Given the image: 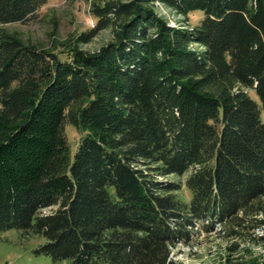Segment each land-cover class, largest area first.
I'll return each instance as SVG.
<instances>
[{
    "label": "trees",
    "instance_id": "16d2710c",
    "mask_svg": "<svg viewBox=\"0 0 264 264\" xmlns=\"http://www.w3.org/2000/svg\"><path fill=\"white\" fill-rule=\"evenodd\" d=\"M46 2L0 0V231L54 262L176 264L200 231L264 229V0H99L54 46L8 27ZM158 4L204 16L172 26Z\"/></svg>",
    "mask_w": 264,
    "mask_h": 264
},
{
    "label": "rangeland",
    "instance_id": "374dc122",
    "mask_svg": "<svg viewBox=\"0 0 264 264\" xmlns=\"http://www.w3.org/2000/svg\"><path fill=\"white\" fill-rule=\"evenodd\" d=\"M99 0H47L37 11L34 19L26 23L9 24L10 29H15L27 40L43 43L47 46H54L55 41L71 40L84 31L90 30L96 25V17L92 14L93 2ZM159 15H162L172 26L185 24L188 27L196 24L203 16L201 10H195L188 17L180 16L163 4L156 5ZM184 21V22H181ZM112 34L109 30L101 31L90 42L81 43L80 46L89 51H94L107 41L111 40ZM250 94L257 99L253 90ZM264 116V111H263ZM66 135L75 151L80 134L72 124L65 128ZM186 176L181 177L183 181ZM170 179H179L171 175ZM177 195L185 200L191 197L186 185L177 192ZM264 201V200H263ZM53 208L45 209L49 212ZM264 218V213L255 216ZM254 217V218H255ZM264 234V229L255 227L247 230L239 237L228 235L223 226L215 231L207 233L200 231L196 233L189 244H178L172 249V257L176 264H236L243 254L229 249L230 245L237 241L240 243V251L247 247L251 257H257L259 261H264V241L259 236ZM46 241L45 238L30 235H23L18 229L0 231V264H71V261L60 260L54 262L49 256L36 254L35 249ZM248 255L246 251H243ZM242 255V256H241ZM248 258V256H247Z\"/></svg>",
    "mask_w": 264,
    "mask_h": 264
}]
</instances>
